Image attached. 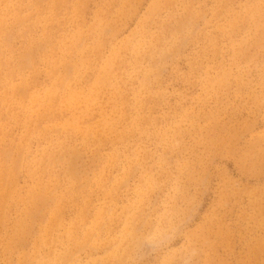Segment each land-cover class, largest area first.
I'll use <instances>...</instances> for the list:
<instances>
[{
    "label": "rangeland",
    "instance_id": "rangeland-1",
    "mask_svg": "<svg viewBox=\"0 0 264 264\" xmlns=\"http://www.w3.org/2000/svg\"><path fill=\"white\" fill-rule=\"evenodd\" d=\"M263 161L264 0H0V264H264Z\"/></svg>",
    "mask_w": 264,
    "mask_h": 264
},
{
    "label": "bare ground",
    "instance_id": "bare-ground-1",
    "mask_svg": "<svg viewBox=\"0 0 264 264\" xmlns=\"http://www.w3.org/2000/svg\"><path fill=\"white\" fill-rule=\"evenodd\" d=\"M98 47H99V44L97 45ZM94 52V51H93ZM107 75H108V73H107ZM106 76V75H105ZM106 78H108V76L106 77ZM104 82H105V79H104ZM51 92V91H50ZM54 96H56V94H54ZM50 97H51V94H50ZM83 97V96H82ZM48 98V97H47ZM49 99V98H48ZM56 99V97H54V100ZM85 101V100H84ZM54 102V101H53ZM35 104V103H34ZM49 105V104H48ZM53 105V104H52ZM42 106V105H41ZM51 106V105H50ZM46 107V106H45ZM68 107V106H67ZM82 107V106H81ZM38 110V109H37ZM46 110H47V108H46ZM66 110V109H65ZM51 111V110H50ZM53 111V110H52ZM82 111V110H81ZM85 114V113H84ZM115 117V116H114ZM79 121V120H78ZM80 122V121H79ZM114 123V122H113ZM73 125V124H72ZM106 126V125H105ZM78 127V126H77ZM107 128H108V126H106ZM111 128V127H110ZM109 130V129H108ZM111 130V129H110ZM264 162V161H263ZM6 197V196H5ZM1 206V205H0ZM37 212V211H36ZM134 226V225H133ZM136 230V229H135ZM134 232V231H133ZM135 233V232H134ZM141 236V235H140ZM138 238V237H137ZM138 242H139V239H138ZM85 243V242H84ZM137 243V242H136ZM82 245H83V243H82ZM81 245H79V247H80ZM70 255H71V253H70ZM68 259V258H67ZM64 261V260H63Z\"/></svg>",
    "mask_w": 264,
    "mask_h": 264
}]
</instances>
